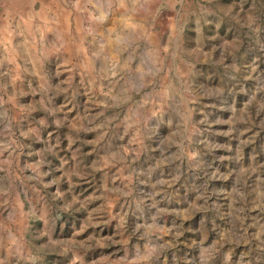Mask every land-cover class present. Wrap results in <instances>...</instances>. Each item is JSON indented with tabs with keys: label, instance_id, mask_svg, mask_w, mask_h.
Masks as SVG:
<instances>
[{
	"label": "rangeland",
	"instance_id": "1",
	"mask_svg": "<svg viewBox=\"0 0 264 264\" xmlns=\"http://www.w3.org/2000/svg\"><path fill=\"white\" fill-rule=\"evenodd\" d=\"M0 264H264V0H0Z\"/></svg>",
	"mask_w": 264,
	"mask_h": 264
}]
</instances>
